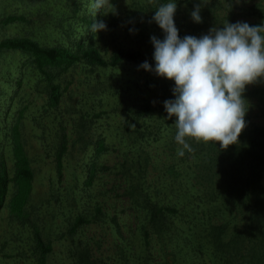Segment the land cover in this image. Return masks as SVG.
<instances>
[{"label":"trees","instance_id":"1","mask_svg":"<svg viewBox=\"0 0 264 264\" xmlns=\"http://www.w3.org/2000/svg\"><path fill=\"white\" fill-rule=\"evenodd\" d=\"M168 2L153 0L152 15ZM92 3L79 17L88 35L84 42L48 45L24 34L0 39V55H17L14 68H0V83L14 85V94L28 85L30 94L44 96L28 113L31 101L21 96L22 108L6 116L7 125H0V212L31 240L36 252L32 264H49L53 247L44 238L43 224L54 208L64 216L71 235L92 223L107 228L117 256L115 263L111 256L105 259L97 251L101 238L92 237L79 239L60 264H264V126L251 123L246 114L238 143L221 150L218 143L186 137L194 151L178 156L176 117L168 118L162 104L156 118L157 107L149 99L158 81L146 73L144 85L136 78L113 75L122 65L140 63L143 53L115 47L105 57L93 39L96 33L90 31L93 19L101 20L100 12L93 18ZM256 8L264 18V9ZM22 22H28L23 14L0 13V25ZM178 35L185 36L181 31ZM78 66L86 69L85 77L97 81L100 70L108 72L101 81L108 86L92 102L93 110H99L93 116L85 111L69 117L71 134L57 113L50 123L52 142L47 143L43 120L59 110L69 84L63 86L64 76ZM101 100L115 112L109 121L99 118L106 112ZM27 138L40 146L30 150ZM78 141L82 148L75 147ZM112 152L118 159L109 167L102 160ZM109 175L114 181L106 191L120 190L116 207L95 196L99 178ZM32 214L36 218L31 219Z\"/></svg>","mask_w":264,"mask_h":264},{"label":"rangeland","instance_id":"2","mask_svg":"<svg viewBox=\"0 0 264 264\" xmlns=\"http://www.w3.org/2000/svg\"><path fill=\"white\" fill-rule=\"evenodd\" d=\"M110 2L115 6L116 13H111L110 11L112 9L108 6L101 9L104 13L109 12L106 15L100 12L99 15L100 19L108 24L109 27H107L106 31L97 32L93 39L105 57H108L115 47L136 49L143 53L144 58L141 59L140 63L122 65L119 67L118 72L113 70V75L118 79H120V75L136 78L143 85L145 83V73L150 77L152 76L154 80H157L158 85L155 86L154 91L149 93V99L157 107L154 116L158 118V111L161 109L163 102L174 98L171 92V89L174 87V82L157 77L154 73L146 72L138 67L145 61L155 67V62L152 59L154 48L150 42V37L155 35L161 40L164 37L163 31L152 21V6L150 5H152L153 0H110ZM175 2L177 4V10L174 16L175 26L184 35L200 37L201 35L207 34L208 30L212 27H223V23L226 20L229 23H236L237 21L247 23L256 20L264 21L260 13L256 12L258 10L256 7H259L260 10L264 9V0H188V2L186 0H175ZM15 3L19 6H5ZM196 4L201 5L200 15L202 17V23L199 24L194 23L190 17V13ZM140 5H142V8ZM90 6L91 0H0V13H9L11 11L17 14H23L28 20V22H22L18 25H0V39L6 38L7 36H20L24 34L27 36L36 35L37 38L48 45L71 46L74 41L84 42L87 40L88 35L85 25L80 21L79 17L85 14L87 7L90 9ZM130 29H134V31H130ZM16 57L17 55L15 53H3L0 55V68L3 65L14 68L17 63ZM85 73L86 69L78 66L70 70L68 74H65L63 86L66 83L69 84L61 99L60 108L58 111H53L50 119L43 120L47 125V129L44 132L45 142L50 144L52 142L50 132L53 134V130L50 131V123H54L57 120L55 117L57 113L62 121H66L67 132L70 130L69 133L71 134L70 127L72 126V120L69 121V117L85 111H89V114L93 116L92 113L99 110L98 107L93 110L92 102L99 99L101 96L100 91L108 86L107 83H101L108 72L100 70V75L98 76L99 82L93 80L91 76L85 77ZM149 81V84L145 86L146 90H144V93H147L152 79L149 78ZM15 88L12 84L0 83V125L2 127L7 125L5 123L6 116L8 114H17V111L24 105L23 100L20 99L24 98L26 102L31 101L29 107L26 109V113L32 109L36 110L38 104L44 99L43 94L40 96L36 93L30 94L28 92V85L27 87L24 86L23 89L25 90H19L18 94H14ZM243 95L248 103L246 114L249 116L250 122L264 126V83L247 85ZM32 97H35V99ZM36 97L40 98L36 99ZM101 104L106 112L99 118L101 121L102 119L109 121L108 115L110 113L114 114L115 112L110 111L107 102L101 100ZM119 115L118 113V116L113 118L114 122L117 123ZM7 118L9 119L10 116ZM99 123L96 122L94 125L98 126ZM121 131L122 129H120ZM31 133L33 132L29 131V134ZM131 135L134 136L135 133L132 132ZM26 140L27 147L30 150L40 146L31 140V138H27ZM69 142H71L70 138ZM76 144L77 146L75 147L79 146L82 148L80 146L82 144L81 141L76 142ZM71 148H69L70 151L72 150ZM117 159L116 153L112 152L102 162L111 167ZM112 177V175H109L99 178L98 181L101 184L98 182L95 185V196L103 199L108 206L116 207L117 203L115 202V198L119 195L120 190L106 191L107 188L112 186L114 181ZM116 193L117 196H115ZM54 209L50 211V214L45 216L46 222L43 224L45 226L44 238L45 240L46 238L51 240L53 247L52 252L48 254L47 260L49 264H60V260L69 255L68 251L73 246H78L79 239L83 241L85 238L92 237H96V239L101 238V249H97V251L105 259L111 256L110 262L115 263L116 260L114 261V258H117V256L115 255L111 232L107 228L101 224L92 223L87 225L77 235H71L68 232V226L64 221V216H61L60 211H57L56 208ZM119 211L120 215H124L122 210ZM52 212H54L53 215ZM34 216L32 214L31 219L36 218ZM9 221L6 218L5 212L1 211L0 264H32L36 252L31 248V240L27 238V234L24 233L22 228H16L15 224H10ZM238 222L240 223V220ZM232 228L233 226L230 225L228 232ZM152 249L154 254L157 255L155 252L158 249V245L155 244ZM158 257L157 255V261L159 260ZM166 258L170 259L169 256Z\"/></svg>","mask_w":264,"mask_h":264},{"label":"clouds","instance_id":"3","mask_svg":"<svg viewBox=\"0 0 264 264\" xmlns=\"http://www.w3.org/2000/svg\"><path fill=\"white\" fill-rule=\"evenodd\" d=\"M105 6L116 13L110 0H93V18L97 12L108 14L101 11ZM176 10L175 0L157 8L152 21L164 37H150L155 67L147 61L138 67L174 82V99L165 100L163 106L168 118L176 117L175 141L181 146L178 156L183 157L185 150L194 151L186 137L205 144L214 142V146L218 143L226 150L238 143L246 128V86L264 83V24L226 20L223 27H212L200 37L180 38L174 21ZM200 10L201 5L196 4L190 13L194 23H202ZM106 30L103 20L93 19L91 32Z\"/></svg>","mask_w":264,"mask_h":264}]
</instances>
